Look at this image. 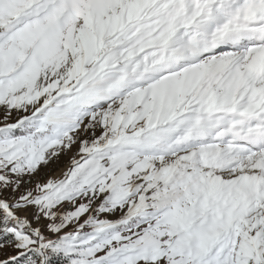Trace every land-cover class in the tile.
<instances>
[{
    "label": "snow or ice",
    "instance_id": "1",
    "mask_svg": "<svg viewBox=\"0 0 264 264\" xmlns=\"http://www.w3.org/2000/svg\"><path fill=\"white\" fill-rule=\"evenodd\" d=\"M0 264H264V0H0Z\"/></svg>",
    "mask_w": 264,
    "mask_h": 264
}]
</instances>
